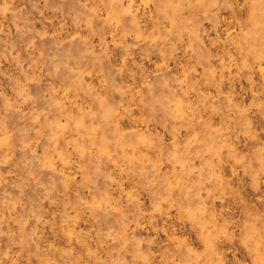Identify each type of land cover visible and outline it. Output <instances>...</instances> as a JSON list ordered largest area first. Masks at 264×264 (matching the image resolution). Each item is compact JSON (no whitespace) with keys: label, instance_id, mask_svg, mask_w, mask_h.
<instances>
[{"label":"rangeland","instance_id":"1","mask_svg":"<svg viewBox=\"0 0 264 264\" xmlns=\"http://www.w3.org/2000/svg\"><path fill=\"white\" fill-rule=\"evenodd\" d=\"M0 264H264V0H0Z\"/></svg>","mask_w":264,"mask_h":264}]
</instances>
